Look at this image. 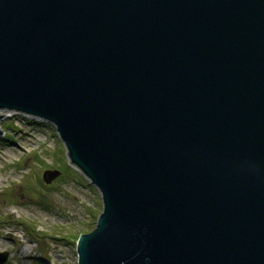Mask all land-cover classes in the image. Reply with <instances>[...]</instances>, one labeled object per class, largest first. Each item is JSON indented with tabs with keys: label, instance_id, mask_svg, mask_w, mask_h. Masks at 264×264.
I'll return each instance as SVG.
<instances>
[{
	"label": "water",
	"instance_id": "obj_1",
	"mask_svg": "<svg viewBox=\"0 0 264 264\" xmlns=\"http://www.w3.org/2000/svg\"><path fill=\"white\" fill-rule=\"evenodd\" d=\"M0 108L100 190L78 264H264V0H0Z\"/></svg>",
	"mask_w": 264,
	"mask_h": 264
},
{
	"label": "rangeland",
	"instance_id": "obj_2",
	"mask_svg": "<svg viewBox=\"0 0 264 264\" xmlns=\"http://www.w3.org/2000/svg\"><path fill=\"white\" fill-rule=\"evenodd\" d=\"M0 113V264H78L77 238L103 210L99 188L70 161L51 121ZM48 168L61 174L46 182Z\"/></svg>",
	"mask_w": 264,
	"mask_h": 264
},
{
	"label": "bare ground",
	"instance_id": "obj_3",
	"mask_svg": "<svg viewBox=\"0 0 264 264\" xmlns=\"http://www.w3.org/2000/svg\"><path fill=\"white\" fill-rule=\"evenodd\" d=\"M7 110V109H6ZM13 113L14 112H17V111H14V110H11ZM20 113V112H19ZM21 113H23V112H21ZM23 114H27V115H30V114H28V113H23Z\"/></svg>",
	"mask_w": 264,
	"mask_h": 264
},
{
	"label": "trees",
	"instance_id": "obj_4",
	"mask_svg": "<svg viewBox=\"0 0 264 264\" xmlns=\"http://www.w3.org/2000/svg\"><path fill=\"white\" fill-rule=\"evenodd\" d=\"M96 224V223H95Z\"/></svg>",
	"mask_w": 264,
	"mask_h": 264
}]
</instances>
